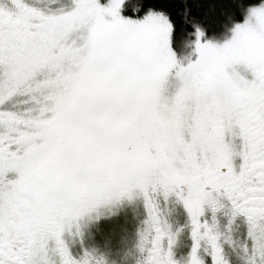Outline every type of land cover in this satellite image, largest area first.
<instances>
[{
	"label": "snow or ice",
	"instance_id": "1",
	"mask_svg": "<svg viewBox=\"0 0 264 264\" xmlns=\"http://www.w3.org/2000/svg\"><path fill=\"white\" fill-rule=\"evenodd\" d=\"M222 221L264 264V0H0V264H230Z\"/></svg>",
	"mask_w": 264,
	"mask_h": 264
},
{
	"label": "flooded vegetation",
	"instance_id": "2",
	"mask_svg": "<svg viewBox=\"0 0 264 264\" xmlns=\"http://www.w3.org/2000/svg\"><path fill=\"white\" fill-rule=\"evenodd\" d=\"M221 231L225 240V256L229 259L230 264H249V255L245 251L246 240V225L244 222L229 226L225 221L221 222ZM192 241L189 238L188 230L185 228L181 243L178 248V253L184 258L187 257ZM209 264L211 262L209 261Z\"/></svg>",
	"mask_w": 264,
	"mask_h": 264
},
{
	"label": "trees",
	"instance_id": "3",
	"mask_svg": "<svg viewBox=\"0 0 264 264\" xmlns=\"http://www.w3.org/2000/svg\"><path fill=\"white\" fill-rule=\"evenodd\" d=\"M193 12L204 18L207 25L211 26L217 18L225 11L229 10L230 0H189ZM182 5L177 9V19ZM243 19V17H239Z\"/></svg>",
	"mask_w": 264,
	"mask_h": 264
},
{
	"label": "rangeland",
	"instance_id": "4",
	"mask_svg": "<svg viewBox=\"0 0 264 264\" xmlns=\"http://www.w3.org/2000/svg\"><path fill=\"white\" fill-rule=\"evenodd\" d=\"M122 210L120 209H117V210H114V211H109L108 213H106V215L108 216H113V215H117L121 212ZM126 211L129 213L130 216L132 217H135L136 216V210L129 207L126 209ZM114 223L118 224L119 221H114ZM119 237L121 239L125 238L126 234L124 232H120L118 233ZM110 247V239L106 238L105 241H104V244L101 245V249L104 250V249H107ZM126 251V250H125ZM109 264H123V256H121L120 259H115V258H109Z\"/></svg>",
	"mask_w": 264,
	"mask_h": 264
}]
</instances>
